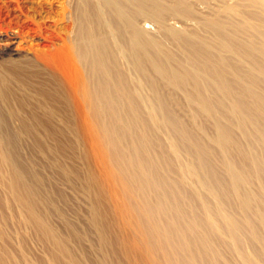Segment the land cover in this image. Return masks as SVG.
Returning <instances> with one entry per match:
<instances>
[{"label":"bare ground","instance_id":"obj_1","mask_svg":"<svg viewBox=\"0 0 264 264\" xmlns=\"http://www.w3.org/2000/svg\"><path fill=\"white\" fill-rule=\"evenodd\" d=\"M213 2L224 8L214 11ZM244 2L64 3L67 41L47 52L41 69L59 89L42 93L59 103L48 105V115H62L67 129L76 113L75 130L87 146L81 157L97 167L86 184L99 264H264V0ZM17 38L0 48L7 57L0 60V105L12 98L3 68L24 75ZM3 117L0 108L1 124ZM69 142L58 148L68 156L78 146ZM10 144L0 137V181L9 193L0 196V264H37L10 246L5 209L12 205L24 215L15 211L24 217L20 226L48 245L39 263L90 264L88 252L76 250L88 233L67 218L39 175V185L29 181ZM56 166L75 181V167ZM50 212L59 213L68 234Z\"/></svg>","mask_w":264,"mask_h":264},{"label":"rangeland","instance_id":"obj_2","mask_svg":"<svg viewBox=\"0 0 264 264\" xmlns=\"http://www.w3.org/2000/svg\"><path fill=\"white\" fill-rule=\"evenodd\" d=\"M224 1L227 6L246 3L244 0ZM64 3H67V0H0V48L7 47L11 41L10 37L17 35L20 43L14 47L23 48L20 52L22 59L20 65L24 68V75L18 76L16 72L3 68L7 78V81H4V89L6 94L11 95L12 98L3 100L0 105L4 116L3 123H0V137L4 142L9 141L11 143L6 148L17 158L29 181L39 185L35 178V175H39L42 179L40 185L45 188L46 193L54 197L56 203L63 208L67 218L79 230L88 233L87 239L83 241V247L76 244V250L80 253V250L84 248L88 252L89 263L99 264L102 251L97 240V232L89 224L92 200L91 192L86 184L88 172L97 171V167L91 161L85 163L81 157L82 151H85L87 146H85V139L81 131L75 130L78 125L77 122L79 123L76 113L71 110L68 130L62 121V115L54 117L48 115V105L50 108L54 105L59 107V103L49 100L42 93L43 90L58 91L59 89L55 76L50 74V71L41 69L44 67L43 62L50 58L47 52L57 46H64L67 41L70 24L64 18ZM209 4L217 12L224 8L223 3L213 2ZM211 15L213 16V14ZM173 24L180 25L177 20L173 21ZM151 25L149 22L146 23V26L153 28ZM4 58L0 57V60L3 61ZM59 79L62 78L59 77ZM181 107L182 105L179 108L181 114L188 116V112L182 110ZM34 113L38 115V120L35 119ZM23 123L33 125L35 129L29 128L27 130L23 127ZM69 141L75 145L77 141L76 153L78 154L73 153L72 155L70 152L68 156L66 151L58 150L61 143ZM75 155L78 157L73 158ZM53 160L54 164L52 163ZM60 162L66 166L75 167L78 171L77 178L73 183L61 175L56 166ZM1 175L2 171L0 178ZM0 183L3 184L1 181ZM1 184L0 196L8 199L9 193L5 190L4 184L3 186ZM18 208V206L16 208V205H12L11 209H5L11 218L6 225V231L10 236V246L16 257L27 254L31 260L38 264L42 258L47 259L49 257L48 245L31 227L20 226L19 222L24 220V215L20 213L22 210ZM42 208L45 209V205L42 204ZM15 211L23 216L18 213L19 216H17ZM18 217H21L20 220H17ZM49 220L62 234H68L64 220L58 212H50ZM2 247L3 243L0 240V249ZM46 263L48 262L39 264Z\"/></svg>","mask_w":264,"mask_h":264}]
</instances>
